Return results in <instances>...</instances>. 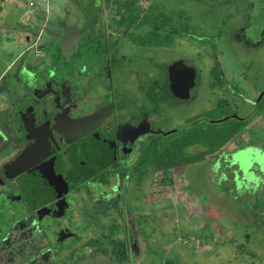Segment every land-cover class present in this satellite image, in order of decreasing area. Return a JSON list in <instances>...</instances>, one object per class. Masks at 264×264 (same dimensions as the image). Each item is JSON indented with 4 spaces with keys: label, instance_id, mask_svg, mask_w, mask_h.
<instances>
[{
    "label": "flooded vegetation",
    "instance_id": "flooded-vegetation-1",
    "mask_svg": "<svg viewBox=\"0 0 264 264\" xmlns=\"http://www.w3.org/2000/svg\"><path fill=\"white\" fill-rule=\"evenodd\" d=\"M227 3L234 14L207 36L192 12L162 0H92L89 15L56 30L38 53L40 68L22 64L25 57L14 64L0 81V264H161L146 189L157 176L173 187L184 168L170 182L144 169L143 153L202 115L163 127L172 110L190 103L198 81L195 67L164 55L185 41L214 60L231 38L263 46L264 0ZM210 76L211 110L226 104L242 120L233 107L239 92L221 63ZM259 94L256 109L264 106ZM262 120L264 113L252 118L246 131ZM251 136L246 148L264 151V139Z\"/></svg>",
    "mask_w": 264,
    "mask_h": 264
},
{
    "label": "rangeland",
    "instance_id": "rangeland-1",
    "mask_svg": "<svg viewBox=\"0 0 264 264\" xmlns=\"http://www.w3.org/2000/svg\"><path fill=\"white\" fill-rule=\"evenodd\" d=\"M91 1L56 2L53 7H57V13L39 23L44 32L43 40L56 35V30L61 33L65 27L77 26L89 15ZM162 1L172 8L192 12L207 36L220 29L223 20L235 10L228 7L227 0H222V4H215L214 0ZM86 10L88 13L84 12ZM231 26L228 32L233 30V23ZM223 44L218 46L217 60L190 41L174 44L164 55L165 59H184L198 73L190 103L184 110H172L173 115L162 121L164 128L178 126L183 120L214 108L216 95L210 87V69L216 63H221L223 76L239 92L233 97L236 116L247 124L254 117H262L264 106L256 109L251 101L264 92V45H244L238 38ZM8 49L2 52L0 64L9 63L21 50L12 44ZM40 65L42 63L35 67L40 68ZM44 66L46 68V64ZM3 68L0 67V71ZM253 111H256L254 116L248 117ZM243 132L246 135L237 136L220 156L176 170L173 187L165 184L161 176H157L153 184L148 183L147 193L153 194L147 197L144 206L147 213L158 218L154 242L160 246L159 252L174 253L180 258V264H264V151L257 146L246 148L244 145L249 135L264 139V120L262 126ZM154 225L151 223L152 229ZM205 237L211 238L206 241ZM135 247L137 255L142 254L145 243H136Z\"/></svg>",
    "mask_w": 264,
    "mask_h": 264
},
{
    "label": "trees",
    "instance_id": "trees-1",
    "mask_svg": "<svg viewBox=\"0 0 264 264\" xmlns=\"http://www.w3.org/2000/svg\"><path fill=\"white\" fill-rule=\"evenodd\" d=\"M227 118V119H224ZM247 122L230 117L226 104L203 115L190 119L189 127L176 131L169 136L159 135L155 146H149L143 153L145 168L152 167L162 172L171 182L170 175L176 169L195 165L217 157L225 147L233 142L247 127ZM144 180L143 172L139 181ZM211 237H205L209 241ZM202 240V239H201ZM160 247V246H159ZM161 264H180L174 253L158 252Z\"/></svg>",
    "mask_w": 264,
    "mask_h": 264
},
{
    "label": "crops",
    "instance_id": "crops-1",
    "mask_svg": "<svg viewBox=\"0 0 264 264\" xmlns=\"http://www.w3.org/2000/svg\"><path fill=\"white\" fill-rule=\"evenodd\" d=\"M56 2L59 0H0V61L2 52L9 50V45L21 48L13 60L0 64V67L4 66L0 71V81L22 57H25L22 62L25 66L38 64L37 56L44 34L43 31L39 33L43 30L39 23L57 13V7H53ZM52 40V37L43 40V48Z\"/></svg>",
    "mask_w": 264,
    "mask_h": 264
},
{
    "label": "water",
    "instance_id": "water-1",
    "mask_svg": "<svg viewBox=\"0 0 264 264\" xmlns=\"http://www.w3.org/2000/svg\"><path fill=\"white\" fill-rule=\"evenodd\" d=\"M71 32H72V31H70V30L66 31V34H65L64 40L67 41V39H68V35H69V33H71Z\"/></svg>",
    "mask_w": 264,
    "mask_h": 264
},
{
    "label": "built area",
    "instance_id": "built-area-1",
    "mask_svg": "<svg viewBox=\"0 0 264 264\" xmlns=\"http://www.w3.org/2000/svg\"><path fill=\"white\" fill-rule=\"evenodd\" d=\"M31 5H33V4H31Z\"/></svg>",
    "mask_w": 264,
    "mask_h": 264
}]
</instances>
